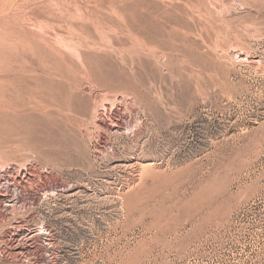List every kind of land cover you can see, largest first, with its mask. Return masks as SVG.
Listing matches in <instances>:
<instances>
[{
  "label": "rangeland",
  "instance_id": "374dc122",
  "mask_svg": "<svg viewBox=\"0 0 264 264\" xmlns=\"http://www.w3.org/2000/svg\"><path fill=\"white\" fill-rule=\"evenodd\" d=\"M0 213V264H264V0H0Z\"/></svg>",
  "mask_w": 264,
  "mask_h": 264
},
{
  "label": "bare ground",
  "instance_id": "6f19581e",
  "mask_svg": "<svg viewBox=\"0 0 264 264\" xmlns=\"http://www.w3.org/2000/svg\"><path fill=\"white\" fill-rule=\"evenodd\" d=\"M132 105V104H131ZM123 109V108H122ZM135 109V108H134ZM137 109V108H136ZM101 113V112H100ZM102 114V113H101ZM116 115V114H115ZM114 116V115H113ZM100 118V117H99ZM114 118H115V116H114ZM116 119V118H115ZM120 121V120H119ZM117 122V121H116ZM98 123H99V127H101L102 129H104V130H110L111 128H112V125H111V123L112 122H108L107 120H105L104 118H102V119H100L99 121H98ZM118 124V123H117ZM114 126H116V125H114ZM122 126V125H121ZM141 128V127H140ZM137 130V129H136ZM135 134V133H134ZM137 135L138 136H142L141 135V132H138L137 133ZM137 135L135 136V137H137ZM105 137V136H104ZM144 137V136H143ZM107 138V137H106ZM138 138V137H137ZM104 140V139H103ZM106 140V139H105ZM142 140V139H141ZM138 142L140 141V140H137ZM140 143V142H139ZM58 187V186H57ZM18 188H19V185H18ZM51 188V187H50ZM1 214V213H0ZM4 218V217H3Z\"/></svg>",
  "mask_w": 264,
  "mask_h": 264
}]
</instances>
